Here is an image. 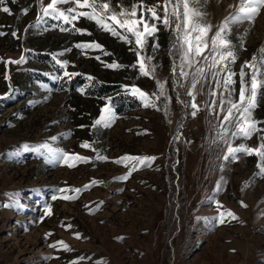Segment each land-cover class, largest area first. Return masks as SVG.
Listing matches in <instances>:
<instances>
[{
  "label": "rangeland",
  "instance_id": "374dc122",
  "mask_svg": "<svg viewBox=\"0 0 264 264\" xmlns=\"http://www.w3.org/2000/svg\"><path fill=\"white\" fill-rule=\"evenodd\" d=\"M110 2L130 8L133 0ZM144 2L154 5L158 0ZM239 2L200 0L197 6L207 22L218 26L235 13ZM3 6L11 14L0 10V264H73L80 257L84 259L79 264H264V175L257 174L259 158L241 152L237 159H218L223 153L211 144L210 124L217 121L206 109L193 118L192 109L176 99L177 91L182 100L190 98L171 72L179 60L170 54V29L159 26L142 53L153 57L156 78L165 82L171 98L165 115L163 98L156 102L157 110L143 106L131 93L133 85L149 94L158 89L154 79L132 67L137 57L130 34L118 29L132 44L86 18L74 23L90 35L60 31L54 25H71L51 18L37 21V15H43L38 0H5ZM229 27L237 55L230 65L237 74L233 99L238 100L241 66L264 53V9L254 22ZM80 42H97L102 49L81 50L74 46ZM22 55L24 62L8 63ZM54 56L68 64L61 67ZM114 63L120 67L108 66ZM106 85L115 88L114 95H98ZM205 100L211 98L197 96L202 109ZM106 104L115 120L109 127H92ZM252 117L264 128V96L258 94ZM259 135L236 139L233 146L255 147ZM84 142L91 148L81 147ZM41 144L52 152L40 149ZM63 152L90 159L69 167L53 158V153ZM97 153L108 159L97 160ZM127 156L155 159L125 181L119 177L128 174L131 163L116 161ZM92 180L103 183L91 185ZM217 181L222 184L219 192ZM68 188L82 191L68 193L75 198L66 200L58 190ZM216 201L238 219L228 218L224 224L213 220ZM57 241L71 250L50 246Z\"/></svg>",
  "mask_w": 264,
  "mask_h": 264
},
{
  "label": "snow or ice",
  "instance_id": "6c2138e0",
  "mask_svg": "<svg viewBox=\"0 0 264 264\" xmlns=\"http://www.w3.org/2000/svg\"><path fill=\"white\" fill-rule=\"evenodd\" d=\"M15 2V0H13ZM43 15H37V21L44 18H51L57 21H63V24L71 25V28L63 25H54L59 27L60 31L74 30L78 34H88L86 29H80L75 26L74 22H78L80 18H86L93 21L103 31L110 32L111 35L132 44L133 40L128 38L127 33L134 37L136 45V62L132 65L137 68L140 75L149 77L155 80L157 92L151 94L141 90L139 87L131 86L133 96H138L145 107H153L160 110L157 101L163 98L164 112L167 115L168 102L170 97L165 89V82H161L156 78L157 66L152 64L153 57H145L142 55L145 45L149 37H154L160 30L159 26L170 29L174 35L173 48L170 54L178 57L179 62H173L171 72L176 77V85L179 89H184V95L190 99L182 100L181 93L177 91L176 99L180 101L186 108H191L190 115L194 118L201 110H207L209 115H212L217 123H212L211 128L214 133L211 144L216 145L221 149L223 155L218 156V159L227 161L229 159H237V153L243 152L248 155H256L259 158L257 164L258 175H264V128L258 127L260 122L252 117V112L257 106L258 94L264 96V53L258 59L253 56L251 60L245 61L241 66L239 73V94L238 100H234L233 96L236 93V73L232 71L230 65L235 64L237 60L236 46L229 39V25L243 23L248 21L254 22L256 17L264 9V0H240L239 7L235 13L225 17L223 22L214 26L205 19V13L200 11L198 4L200 0H159L154 5H147L144 0H133L130 8H125L123 5L117 4L115 7L111 5L110 0H49L45 4L44 0H38ZM5 0H0V6L4 5ZM60 5H72L70 7L61 8ZM86 9V10H84ZM118 9V10H117ZM162 9V13L158 12ZM5 13H10V9L6 6L0 8ZM25 14L27 9L23 10ZM209 36V33L213 32ZM118 29L122 30L118 31ZM3 35V33H0ZM16 36V32L12 33ZM81 50L86 49H102V46L97 42H80L74 45ZM240 47H243L241 42ZM154 50L158 48V44L153 45ZM66 51H70L67 49ZM98 58V57H97ZM56 60L55 56L53 57ZM25 57L22 55L19 60L8 61V63L20 64L24 62ZM56 63L61 67L68 64V61L56 60ZM109 67H120L117 64L108 65ZM245 69H248L246 72ZM75 75L64 72V76ZM249 77V79H246ZM89 79H92L89 77ZM127 87V86H126ZM207 89V91H206ZM205 94L211 100L204 101L202 109L197 102V96ZM115 120V114L109 105L101 110V115L95 120L92 127L103 126L109 127ZM80 127H84L81 125ZM260 134L257 146H245L239 144L233 146L236 139H251L253 135ZM53 140L56 138L53 137ZM176 139H179L177 137ZM226 145V149L222 146ZM25 148L28 146L25 145ZM81 147L91 148V144L84 142ZM40 149L52 152V149L47 144H41ZM96 151L95 149H92ZM53 158L60 159L69 167H74L75 162H88L89 157H82L79 154L73 153H53ZM97 160H107L106 156L97 153ZM155 157H140L127 156L116 161L118 164L127 166L131 163L128 174L119 177L120 180H127L131 172L140 167H148ZM103 183L102 181L92 180L91 185ZM85 185L84 188H88ZM222 184L220 181L216 183V191L221 190ZM64 193L63 199H74V196L68 193L79 194L81 188L59 189ZM54 199L56 197H53ZM214 199V198H212ZM103 203V202H101ZM217 216L212 219L219 224L227 222L228 218L233 220L238 219L234 212L224 209V206L216 201ZM242 207H247L243 201L240 202ZM10 207L11 205H3ZM46 214H51V209L46 210ZM197 219H202L197 217ZM207 220L208 218H203ZM70 227V225L68 226ZM47 235H50L47 234ZM77 239H80L78 233L75 234ZM117 239H123L118 237ZM61 245L65 250H71L69 245L64 241H57L50 245L56 247ZM80 257L79 260H83ZM79 260L73 261V264H79Z\"/></svg>",
  "mask_w": 264,
  "mask_h": 264
},
{
  "label": "trees",
  "instance_id": "16d2710c",
  "mask_svg": "<svg viewBox=\"0 0 264 264\" xmlns=\"http://www.w3.org/2000/svg\"><path fill=\"white\" fill-rule=\"evenodd\" d=\"M101 89H100L99 94H98L100 96H103L104 94L111 95V96L114 95V89L115 88H112L109 85L108 86L106 85V86H104ZM111 102L113 103L114 108H118L119 107V104L116 103L117 101H116L115 98H111Z\"/></svg>",
  "mask_w": 264,
  "mask_h": 264
}]
</instances>
